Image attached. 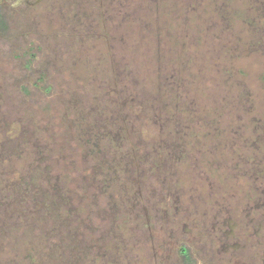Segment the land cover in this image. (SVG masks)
I'll use <instances>...</instances> for the list:
<instances>
[{
    "label": "rangeland",
    "instance_id": "obj_1",
    "mask_svg": "<svg viewBox=\"0 0 264 264\" xmlns=\"http://www.w3.org/2000/svg\"><path fill=\"white\" fill-rule=\"evenodd\" d=\"M0 3V264H264V0Z\"/></svg>",
    "mask_w": 264,
    "mask_h": 264
},
{
    "label": "trees",
    "instance_id": "obj_2",
    "mask_svg": "<svg viewBox=\"0 0 264 264\" xmlns=\"http://www.w3.org/2000/svg\"><path fill=\"white\" fill-rule=\"evenodd\" d=\"M5 22H7V17H6V14L3 13V15H1L0 13V30L4 29L5 28ZM182 252H184V258H185V262L186 264H195V260L193 259L192 257V254L191 252L189 251V248L186 246L182 247Z\"/></svg>",
    "mask_w": 264,
    "mask_h": 264
},
{
    "label": "flooded vegetation",
    "instance_id": "obj_3",
    "mask_svg": "<svg viewBox=\"0 0 264 264\" xmlns=\"http://www.w3.org/2000/svg\"><path fill=\"white\" fill-rule=\"evenodd\" d=\"M6 7L2 4V3H0V13H1V15H3V13H7V11H6Z\"/></svg>",
    "mask_w": 264,
    "mask_h": 264
}]
</instances>
